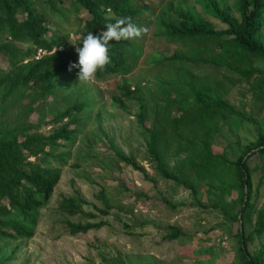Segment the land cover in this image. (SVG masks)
Masks as SVG:
<instances>
[{
	"label": "rangeland",
	"instance_id": "1",
	"mask_svg": "<svg viewBox=\"0 0 264 264\" xmlns=\"http://www.w3.org/2000/svg\"><path fill=\"white\" fill-rule=\"evenodd\" d=\"M217 6H227L238 17L234 0H217ZM175 12L193 13L215 30L227 28L205 10L200 0H156L149 21L140 24L147 31L130 39L127 75L90 83L80 82L78 73L57 77L53 80L55 89L43 97L35 88L18 86L11 94L0 89V122L9 129L27 130L28 137L48 136L61 126L54 124L55 117L76 101L86 105L77 114V126H70L76 131L74 143L46 148L47 157L38 155L41 164L59 171V182L38 214L32 238H0L1 264H243L241 238H246L252 226L242 230L240 222L225 219L221 205L227 216L240 209L234 163L259 134L264 135V60H253L249 69L254 74L246 78L222 64L191 58L165 61L190 52L186 45L165 36L163 23L178 24ZM45 17L50 34L62 32L69 35L70 42L75 41L80 27L77 15L69 13L63 18L46 13ZM261 37L264 43V29ZM28 48L21 45L23 52ZM217 53L211 47L201 55ZM0 69L4 71L2 65ZM241 70L248 71V66ZM191 84L211 87L214 98L233 113L221 110L205 126V134L211 136L213 157L198 164L200 172L208 177L187 169L191 152L184 148L193 137L202 140L195 133L180 136V152L177 141L171 144L163 168L165 176L149 151V133L140 118L151 130L160 121L178 115L184 99L188 100L183 105L194 102L181 96ZM175 85L181 91H173ZM123 86L135 88V93L118 106L113 98L121 97ZM167 93L174 101H183L163 111L170 99ZM253 152L247 153L244 161L255 170L251 175V201L261 209L264 167L257 154L251 155ZM119 156L133 159L139 169L124 164ZM216 164L219 170L214 169ZM182 170L186 174L181 176ZM67 201L72 205L65 210ZM100 222L104 225L99 229L70 233L69 224ZM176 231L179 237L170 240ZM260 245H264V233L249 242L246 250L253 252Z\"/></svg>",
	"mask_w": 264,
	"mask_h": 264
},
{
	"label": "trees",
	"instance_id": "2",
	"mask_svg": "<svg viewBox=\"0 0 264 264\" xmlns=\"http://www.w3.org/2000/svg\"><path fill=\"white\" fill-rule=\"evenodd\" d=\"M155 1L0 0V65L4 67L3 72L0 69V89H7V94H11L18 86H23L37 89L40 97L50 94L55 89L54 79L79 72L78 68H72L71 71L69 68L78 63L76 48L82 47L80 43L84 36L89 32L99 35L106 30L107 24L126 17H131L132 22L141 28L140 24L144 20L149 21ZM200 1L205 10L227 28L215 30L193 13L175 12L178 24L163 23L165 36L174 43L186 45L190 52L183 55L184 57L174 56L165 61L178 62L191 58L205 64L230 66L232 71L244 78L253 75L254 71L249 69L250 63L257 59L264 60V43L261 37L264 29V0H234L237 18L231 14L227 6L224 9L218 8L217 0ZM46 13L61 15L63 18L69 13L77 15L80 27L75 32V43L80 45L72 44L68 34L62 32L50 34ZM21 45H29L28 50L23 52ZM59 45L64 47V51H56L39 62L31 60L35 48L51 49ZM130 47V39L110 41V63L104 70L98 72L95 80H103L112 75H127L129 68L126 52ZM211 47L219 55H208L209 57L201 55H206L205 51ZM246 66L248 71H242L241 68ZM178 87L179 85H175L172 90L181 91ZM139 90L140 87H136V91L140 92ZM121 91V97L113 98V102L118 106L124 104V99L134 95L135 88L123 86ZM167 96L170 99L166 100L163 111L168 110L170 105H178L183 101V99L179 102L174 101L170 93H167ZM181 96L190 97L194 101L193 104L183 105L188 100L184 99L182 105H179L178 115L160 121L151 130L144 125L143 118H140V124L149 133V151L158 171L165 176L167 175L163 168L166 166L165 159L169 155L171 144L177 141L179 146L177 152H180L183 150L179 142L181 135L199 134L202 140L196 141V137H193V141L184 148L191 152L187 157L189 164L187 169L208 177L206 173L200 172L198 164L213 157L210 150L211 136L205 134V126L210 125L219 111L233 112L224 102L214 98L211 87L203 84H191L187 93ZM85 107L84 103L74 102L53 119L54 124L60 123L61 126L48 136L28 137L27 130L9 129L0 122V238L14 240L33 237L38 214L50 200L60 179L59 171L41 164L38 155L42 158L47 157L49 154L45 151L46 148H56L60 143H74L76 131L70 126H77L79 122L77 114L83 112ZM253 150L256 152L251 155L257 154L264 167V135L259 134L257 140L245 148L243 157L234 163L239 183L236 190L240 209L236 214L227 216L224 205H221V212L225 219L240 222L242 230L248 225L252 226L246 238H241L239 251L243 264H264V245H260L253 252L246 250L249 242L264 233V207L257 209L251 201L253 195L251 175L255 170L249 169L247 161H244V156ZM32 158L37 159V162L30 161ZM119 160L133 169H139L131 158L119 156ZM214 169L219 170L220 166L216 164ZM141 170L144 173V169ZM183 174H186L184 170L180 175ZM67 202L69 206L64 207L65 210L71 209L72 202ZM103 225L100 222L84 226L69 224V227L70 233L77 235L99 229ZM177 237L179 232L176 231L170 236V240ZM238 237L240 238L241 234H238Z\"/></svg>",
	"mask_w": 264,
	"mask_h": 264
},
{
	"label": "clouds",
	"instance_id": "3",
	"mask_svg": "<svg viewBox=\"0 0 264 264\" xmlns=\"http://www.w3.org/2000/svg\"><path fill=\"white\" fill-rule=\"evenodd\" d=\"M147 29H141L132 22L131 17L121 18L115 23L106 25V30L99 35H94L89 32L82 39V47L78 46L76 52L78 53V63L70 66L78 68V79L83 82H93L96 79L98 72L105 69L110 63L109 57V42L121 40L134 39L146 32ZM75 45H80L71 42Z\"/></svg>",
	"mask_w": 264,
	"mask_h": 264
},
{
	"label": "built area",
	"instance_id": "4",
	"mask_svg": "<svg viewBox=\"0 0 264 264\" xmlns=\"http://www.w3.org/2000/svg\"><path fill=\"white\" fill-rule=\"evenodd\" d=\"M56 51L62 52V51H64V47L59 45V46H54L51 49L42 48V47L35 48L31 60L34 62H39V61L45 59L46 57L52 55ZM222 244H224V242H221V245Z\"/></svg>",
	"mask_w": 264,
	"mask_h": 264
},
{
	"label": "water",
	"instance_id": "5",
	"mask_svg": "<svg viewBox=\"0 0 264 264\" xmlns=\"http://www.w3.org/2000/svg\"><path fill=\"white\" fill-rule=\"evenodd\" d=\"M247 198H245V200H246Z\"/></svg>",
	"mask_w": 264,
	"mask_h": 264
}]
</instances>
